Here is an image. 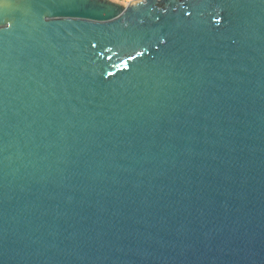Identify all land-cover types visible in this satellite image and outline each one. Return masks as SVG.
<instances>
[{
    "label": "water",
    "instance_id": "95a60500",
    "mask_svg": "<svg viewBox=\"0 0 264 264\" xmlns=\"http://www.w3.org/2000/svg\"><path fill=\"white\" fill-rule=\"evenodd\" d=\"M0 264H264V0H0Z\"/></svg>",
    "mask_w": 264,
    "mask_h": 264
},
{
    "label": "built area",
    "instance_id": "2783aa9c",
    "mask_svg": "<svg viewBox=\"0 0 264 264\" xmlns=\"http://www.w3.org/2000/svg\"><path fill=\"white\" fill-rule=\"evenodd\" d=\"M126 1H129V0H126Z\"/></svg>",
    "mask_w": 264,
    "mask_h": 264
}]
</instances>
